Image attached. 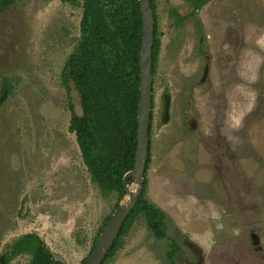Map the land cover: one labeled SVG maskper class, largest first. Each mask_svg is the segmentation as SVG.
I'll return each instance as SVG.
<instances>
[{
  "label": "rangeland",
  "instance_id": "374dc122",
  "mask_svg": "<svg viewBox=\"0 0 264 264\" xmlns=\"http://www.w3.org/2000/svg\"><path fill=\"white\" fill-rule=\"evenodd\" d=\"M151 3L141 195L161 211L163 237L137 213L102 264H264V0H205L192 14L187 0ZM80 15L81 0L0 9V255L34 233L62 264H79L126 199L99 192L68 128L62 74ZM29 261L23 252L8 264Z\"/></svg>",
  "mask_w": 264,
  "mask_h": 264
},
{
  "label": "trees",
  "instance_id": "16d2710c",
  "mask_svg": "<svg viewBox=\"0 0 264 264\" xmlns=\"http://www.w3.org/2000/svg\"><path fill=\"white\" fill-rule=\"evenodd\" d=\"M11 1L0 0V9ZM187 1L191 5L189 13L192 14L205 0ZM148 2L152 15L150 63L153 73L156 38L152 3L151 0ZM168 14L180 24L181 17L173 9H168ZM78 24V39L74 50L65 59L62 75L67 90L68 77L72 76L75 80L81 95L82 114H76L69 102L72 112L68 128L75 132L90 180L102 195L114 191L117 202L123 193L121 174L133 165L135 150L140 30L137 0H81ZM8 80L6 77L2 83L5 93L11 89ZM147 136L145 165L149 159V129ZM143 182L142 179L139 194L119 225L100 264L113 253L118 238L137 213L142 215L154 238L163 237V215L142 198ZM23 252L30 255L29 264H62L34 233H24L18 237L9 251L0 255V264H8L10 258ZM173 253L167 252L170 261ZM86 261L87 257H84L79 264H85Z\"/></svg>",
  "mask_w": 264,
  "mask_h": 264
},
{
  "label": "water",
  "instance_id": "95a60500",
  "mask_svg": "<svg viewBox=\"0 0 264 264\" xmlns=\"http://www.w3.org/2000/svg\"><path fill=\"white\" fill-rule=\"evenodd\" d=\"M140 30L138 44V98L136 107V128H135V150L133 157V165L125 170L120 177V184L126 199L117 203L104 220L101 228L93 241L94 247L89 254L85 264H100L105 251L111 245V241L115 233L134 204L139 194L142 180L143 167L145 166L146 154L148 149V121L151 105V63L150 49L152 38V15L149 9L148 0H137ZM69 94L71 103L76 114H82L81 95L75 85L72 76L68 77ZM5 94V93H4ZM126 176L134 182L133 190L127 189ZM25 204L23 203V207Z\"/></svg>",
  "mask_w": 264,
  "mask_h": 264
},
{
  "label": "flooded vegetation",
  "instance_id": "af4514ba",
  "mask_svg": "<svg viewBox=\"0 0 264 264\" xmlns=\"http://www.w3.org/2000/svg\"><path fill=\"white\" fill-rule=\"evenodd\" d=\"M196 10V9H195Z\"/></svg>",
  "mask_w": 264,
  "mask_h": 264
}]
</instances>
